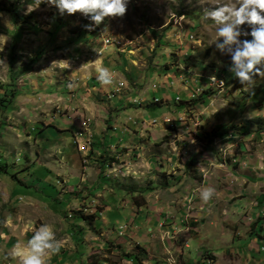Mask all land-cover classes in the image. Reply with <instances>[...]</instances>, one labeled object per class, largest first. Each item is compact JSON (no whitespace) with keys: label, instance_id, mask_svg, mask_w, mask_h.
<instances>
[{"label":"rangeland","instance_id":"1","mask_svg":"<svg viewBox=\"0 0 264 264\" xmlns=\"http://www.w3.org/2000/svg\"><path fill=\"white\" fill-rule=\"evenodd\" d=\"M229 2L128 0L93 25L9 0L25 23L16 32L0 12V264H18L41 225L58 241L46 264H259L263 243L248 246L264 240L251 229L264 224V79L242 86L203 18ZM101 67L116 87L96 80ZM106 104L120 109L113 130Z\"/></svg>","mask_w":264,"mask_h":264},{"label":"clouds","instance_id":"2","mask_svg":"<svg viewBox=\"0 0 264 264\" xmlns=\"http://www.w3.org/2000/svg\"><path fill=\"white\" fill-rule=\"evenodd\" d=\"M60 14L80 13L99 25L105 18L123 17L128 0H46ZM204 19L219 25L215 47L231 57L229 71L238 82L252 89L257 79H264V0H230L211 10L205 9ZM247 26L248 31H243ZM251 37V39H241ZM214 78V77H213ZM96 80L102 85L113 83L109 69H98ZM115 92V91H114ZM114 95L109 96L110 98ZM213 189L200 192L202 202L207 203ZM58 251V241L48 225H41L27 241L22 253L13 252L18 264H46V258Z\"/></svg>","mask_w":264,"mask_h":264},{"label":"crops","instance_id":"3","mask_svg":"<svg viewBox=\"0 0 264 264\" xmlns=\"http://www.w3.org/2000/svg\"><path fill=\"white\" fill-rule=\"evenodd\" d=\"M114 74V73H113ZM115 78H114V80H117L118 79V81H121V79L120 78H118V76L119 75H117V76H115V75H113ZM123 81V80H122ZM124 82V81H123ZM107 86H109V87H113V86H115V82H113L111 85H107ZM123 86L124 85H122L121 87L123 88ZM116 87V86H115ZM93 88H96V87H93ZM101 92V91H100ZM103 96V101L105 102V100L107 99V100H110V95L108 96L107 94L106 95H102ZM105 97V98H104ZM107 105V104H106ZM108 106V105H107ZM98 108H102L101 106H98ZM126 108V107H125ZM108 109L110 110V112H111V114H110V116H109V112H108V110H106L105 108L103 109V111L105 112V114L108 116V117H111V119H108V129L109 130H113L114 128L111 126V121H114L115 122V119L113 118V117H117V112L120 110V109H118L117 107H115V109H113V108H111L110 106H108ZM99 110L97 111V117L99 118V119H101L100 117H99ZM116 113V115L115 116H111L112 114H115ZM122 113V112H121ZM94 119V118H93ZM107 120V118H102L101 119V122L103 123V125H104V123H105V121ZM128 121H130V122H133L134 124H132V128H133V126H134V128H136L137 129V126H138V123L137 122H135L134 121V119H129ZM140 127H142V128H146L147 127V125L148 124H150V122H152V121H150V122H146L145 120H143V119H140ZM105 127V126H104ZM127 127H129V126H127ZM130 129L131 128H127L126 130L127 131H130ZM108 130H103V132L104 133H106ZM135 131V130H134ZM76 134H78L79 135V132L78 133H75L74 135H76ZM89 136H90V140L93 138V135H92V133L91 132H89ZM81 137H83V136H81ZM87 137V136H86ZM88 139V137H87V141L89 142L90 140ZM93 142L91 143V147L93 146ZM98 144V143H97ZM126 147H122L121 149H125ZM127 149V148H126ZM107 150V148L106 149H104V151H106ZM95 151V150H94ZM99 155H101V154H99ZM112 165V164H111ZM141 207L142 206H139V208L141 209ZM109 208L108 207H106L105 208V210H108ZM100 213V212H99ZM98 213V214H99ZM251 229H253L254 230V232H256V231H258V230H263L264 229V224H261L260 225V227H252ZM252 235H255V233H253ZM257 238L259 239V241L256 243V242H252V245L250 246H248V248L250 247V250L251 249H253V246H257V244L259 245V247L262 245V243H263V246L261 247V248H264V240L261 238V236H257ZM232 242V241H231ZM252 252H253V250H251ZM262 252V251H261ZM258 254H263V256H264V253L262 252V253H260L259 251H258V253H254L253 255V258L259 263V264H262V261H260L259 260V258H258ZM126 263H129V264H133V262H131V261H129V262H126ZM142 264H146V262H143Z\"/></svg>","mask_w":264,"mask_h":264},{"label":"trees","instance_id":"4","mask_svg":"<svg viewBox=\"0 0 264 264\" xmlns=\"http://www.w3.org/2000/svg\"><path fill=\"white\" fill-rule=\"evenodd\" d=\"M5 1H7V3H4V0H2L1 2H0V12L1 13H4L8 18H9V20L12 22V24H13V27H14V29L16 30V32H19V27L22 25V24H24L25 22L23 21V18H20L19 17V15H18V10H17V8L13 5V4H10L9 3V0H5ZM91 22V21H90ZM224 72V71H223ZM217 73V74H214V76H211V77H206V81H207V84H208V87L210 88V87H214V86H216V87H218L219 86V84H221V85H223V81H224V73ZM214 77V78H213ZM211 79H215V80H217V82L218 83H212V81H211ZM5 96V95H4ZM207 97H209V95H207ZM1 100H3V99H1ZM3 102V101H2ZM1 102V103H2ZM6 104H8V101H7V103ZM6 104H0V111H2V109H3V111H4V108H6ZM214 136H216V133L215 132H213L212 133ZM205 137H207V135H205ZM104 149H106V146H104L103 147V150ZM105 152H107V150L105 151ZM103 163V162H102ZM101 163V164H102ZM6 168H7V166L6 165H2L1 163H0V175H2V172H4V174H6L7 173V171H6ZM139 206H142V205H139ZM81 220H84L83 219V217L81 218ZM80 248H78V246L77 247H75V249H74V252L77 250H79ZM75 253H79V252H75Z\"/></svg>","mask_w":264,"mask_h":264},{"label":"built area","instance_id":"5","mask_svg":"<svg viewBox=\"0 0 264 264\" xmlns=\"http://www.w3.org/2000/svg\"><path fill=\"white\" fill-rule=\"evenodd\" d=\"M111 44L107 41V42H105V44H104V48L103 49H105V48H108V47H111L110 46ZM117 45H119L120 46V44H117ZM114 46V45H113ZM100 54V53H99ZM211 81H212V83H218L217 82V80H215V79H211ZM121 85H124V83L121 81V83H120V85L119 86H121ZM219 86H222L221 84H219ZM218 86V87H219ZM262 249V248H261ZM262 252H264V249L263 250H261Z\"/></svg>","mask_w":264,"mask_h":264},{"label":"bare ground","instance_id":"6","mask_svg":"<svg viewBox=\"0 0 264 264\" xmlns=\"http://www.w3.org/2000/svg\"><path fill=\"white\" fill-rule=\"evenodd\" d=\"M121 86H122V85H121ZM121 86H120V87H121ZM118 88H119V87H118ZM118 90H119V89H118ZM116 91H117V90H116Z\"/></svg>","mask_w":264,"mask_h":264}]
</instances>
